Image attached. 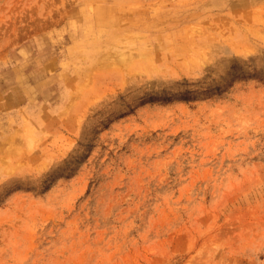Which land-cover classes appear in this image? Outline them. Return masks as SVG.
<instances>
[{
	"label": "rangeland",
	"instance_id": "374dc122",
	"mask_svg": "<svg viewBox=\"0 0 264 264\" xmlns=\"http://www.w3.org/2000/svg\"><path fill=\"white\" fill-rule=\"evenodd\" d=\"M0 264H264V0H0Z\"/></svg>",
	"mask_w": 264,
	"mask_h": 264
},
{
	"label": "bare ground",
	"instance_id": "6f19581e",
	"mask_svg": "<svg viewBox=\"0 0 264 264\" xmlns=\"http://www.w3.org/2000/svg\"><path fill=\"white\" fill-rule=\"evenodd\" d=\"M55 67V66H54ZM51 69H52V67H50ZM54 69V68H53ZM21 75V74H20ZM25 76V75H24ZM15 78V77H14ZM21 78V77H20ZM13 79V78H12ZM14 80V79H13ZM16 80V79H15ZM22 80V79H21ZM8 81V80H7ZM29 81V80H28ZM7 85V84H6ZM30 86V85H29ZM28 87V86H27ZM26 88V87H25ZM22 89V88H21ZM39 90V89H38ZM34 91V90H33ZM10 92V91H9ZM28 92H30V91H28ZM29 97V96H28ZM34 97V96H33ZM32 97V98H33ZM31 98V97H30ZM64 110H66V109H64ZM65 112V111H64Z\"/></svg>",
	"mask_w": 264,
	"mask_h": 264
}]
</instances>
